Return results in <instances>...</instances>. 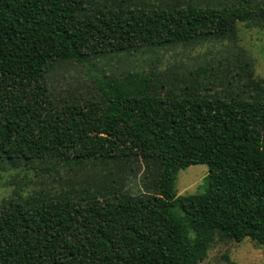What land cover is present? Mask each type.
Here are the masks:
<instances>
[{
	"label": "trees",
	"instance_id": "obj_1",
	"mask_svg": "<svg viewBox=\"0 0 264 264\" xmlns=\"http://www.w3.org/2000/svg\"><path fill=\"white\" fill-rule=\"evenodd\" d=\"M239 22L264 27V0H0V171L86 170L69 189L2 200L0 264H198L215 235L264 247V79L251 57L159 85L153 71L91 72L231 40ZM67 63L97 95L55 99L47 78ZM136 162L140 194L123 183ZM195 164L208 168L202 190L177 195Z\"/></svg>",
	"mask_w": 264,
	"mask_h": 264
},
{
	"label": "rangeland",
	"instance_id": "obj_2",
	"mask_svg": "<svg viewBox=\"0 0 264 264\" xmlns=\"http://www.w3.org/2000/svg\"><path fill=\"white\" fill-rule=\"evenodd\" d=\"M159 2L161 0H140ZM151 51H142L129 55H120L109 61L98 63V69L91 72L112 74L117 77L136 72L138 76L153 71V80L159 85L160 80L176 81L182 77L193 76L194 69L206 66L224 57L252 59V69L255 77L264 79V27L247 26L237 23V30L233 39L205 41L200 44L178 45L160 51L157 57ZM222 60V59H221ZM215 70V68H214ZM191 73V74H189ZM179 83V82H178ZM48 88L56 100L62 103L75 97L97 95L90 74L78 64L56 65L47 78ZM61 169L55 174L53 171L40 172L22 169H7L0 171V204L3 199L14 196L15 190L22 194L50 189L54 191L69 189L73 176L80 179L86 174L85 169ZM144 165L134 163L132 172L125 173L124 189L132 194L146 192L143 179ZM208 173L205 164H195L181 169L175 180L177 195L200 192L203 179ZM234 261L238 264H264V247L257 246L249 238L237 242L232 239L221 238L215 235L206 252L198 264H229Z\"/></svg>",
	"mask_w": 264,
	"mask_h": 264
}]
</instances>
